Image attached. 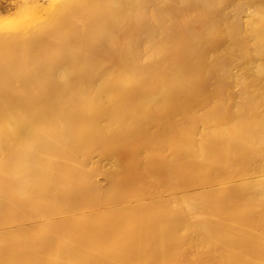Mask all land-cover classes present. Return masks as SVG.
Listing matches in <instances>:
<instances>
[{
    "label": "bare ground",
    "instance_id": "obj_1",
    "mask_svg": "<svg viewBox=\"0 0 264 264\" xmlns=\"http://www.w3.org/2000/svg\"><path fill=\"white\" fill-rule=\"evenodd\" d=\"M0 264H264V0H0Z\"/></svg>",
    "mask_w": 264,
    "mask_h": 264
},
{
    "label": "rangeland",
    "instance_id": "obj_2",
    "mask_svg": "<svg viewBox=\"0 0 264 264\" xmlns=\"http://www.w3.org/2000/svg\"><path fill=\"white\" fill-rule=\"evenodd\" d=\"M26 4H28L27 5V7L29 6V7H32V3L30 2V3H28V2H26ZM235 10V12L236 11H238V8L237 7H235L234 8ZM237 9V10H236ZM9 11V12H8ZM234 11H233V15H236V13H234ZM11 12H12V14H11ZM17 12V10L16 9H10V10H7L6 11V13L8 14V15H14L15 13ZM145 12H147V10H145ZM144 12V10L142 11L141 10V13H140V15L142 16H144V17H146V13ZM145 13V14H144ZM6 14V15H7ZM140 15H137V17H138V19H139V21H144L145 20V18L142 16L141 18H144V19H140ZM234 20L235 21H237V18L236 17H234ZM200 39H202V38H200ZM99 41V49L98 50H95V51H91V52H89L88 53V55L89 56H91V58H93V60H94V70L96 71V72H102V71H104L105 69H106V66H107V64H108V61L110 60V57L107 55V54H105L104 52H103V49H104V47H105V44H104V41L103 40H98ZM107 56V57H106ZM104 62V63H103ZM103 63V64H102ZM99 65H100V67L101 68H99ZM102 65V66H101ZM101 69V70H100ZM100 165H102V166H104V168L105 169H111L112 168V163L110 162V161H108V160H102L101 162H100Z\"/></svg>",
    "mask_w": 264,
    "mask_h": 264
}]
</instances>
